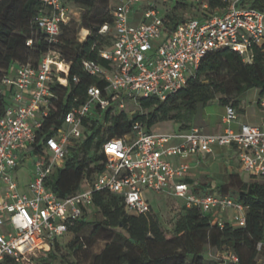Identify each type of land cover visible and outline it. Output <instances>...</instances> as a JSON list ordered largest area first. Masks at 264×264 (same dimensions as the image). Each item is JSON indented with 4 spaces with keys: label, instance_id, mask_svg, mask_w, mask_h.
I'll return each mask as SVG.
<instances>
[{
    "label": "built area",
    "instance_id": "built-area-1",
    "mask_svg": "<svg viewBox=\"0 0 264 264\" xmlns=\"http://www.w3.org/2000/svg\"><path fill=\"white\" fill-rule=\"evenodd\" d=\"M43 1L36 21L54 43L68 6L63 0ZM187 9L196 13H181ZM111 11L114 41L101 50L109 65L83 62L88 73L105 79L107 85H90L85 101L65 112L54 135L39 139L37 130L56 102L52 86L70 82V64L61 60L59 52L50 49L37 65L18 63L2 79L10 103L0 117V262L11 257L19 264H35L37 256L46 255L69 224L93 205L96 191L121 195L128 212L136 214L150 209L144 189L165 191L214 216L233 207L238 211L236 223L246 224L248 205L230 194L195 191L184 179L189 164L170 160V156L211 151L215 144L235 145L242 169L264 178V123H241L235 129L231 124L239 111L232 103L226 104L223 116L228 125L217 133L198 126L157 133L136 121L132 133L104 142V167L87 175L77 191L62 197L48 185L49 176L64 166L70 146L84 135L90 116L126 108L141 97L165 100L187 84L209 52L230 48L248 57L254 45L264 42V10L249 0H111ZM109 29L104 24L101 31ZM73 79L79 81L78 76ZM258 103L264 110V94ZM175 139L179 142L173 143ZM29 161L33 167L23 188L19 170ZM215 219L224 224L221 217ZM263 245L259 242L258 248ZM226 257L239 260L233 252Z\"/></svg>",
    "mask_w": 264,
    "mask_h": 264
},
{
    "label": "trees",
    "instance_id": "trees-1",
    "mask_svg": "<svg viewBox=\"0 0 264 264\" xmlns=\"http://www.w3.org/2000/svg\"><path fill=\"white\" fill-rule=\"evenodd\" d=\"M63 1L66 4L68 0ZM70 1L84 8L82 21L66 17L61 22L58 41L51 43L36 21L43 10V0H0V117L10 103L1 82L16 64L37 65L50 49L59 52L61 60L70 64L69 84L52 86L57 99L50 115L37 130L39 139L57 132L64 123L65 112L73 104L85 101L90 85H107L105 79L88 73L83 62L95 60L103 66L109 65L101 50L114 41L111 0H104L109 5L106 9L98 7V0ZM249 1L253 7L264 10V0ZM104 24L110 26L106 32L101 31ZM79 26L88 30L84 40L78 37ZM30 39L32 43L28 44ZM74 76L79 77L78 82L74 81ZM252 88H258L260 96L264 94V42L254 45L248 57L230 48L211 51L189 75L187 84L165 100L141 97L131 114L123 108L116 112L106 109L100 116H90L84 124V135L70 146L64 166L56 169L47 183L59 196L65 197L77 191L87 175L104 167V142L132 133L136 121L153 131L157 123L174 120L179 123L178 130H185L191 127L199 105L218 99L222 104L238 106L241 96ZM32 149L41 152L38 145H33ZM194 190L200 192L199 187ZM212 191L233 195L248 205L246 224L226 219L221 225L212 212L188 207L184 201L171 225H166L152 205L145 212L130 213L121 195L96 191L93 205L99 208L102 218L89 221L86 210L54 240L52 249L39 261L54 264L59 238L71 235L65 245L73 254L92 250L100 240L105 242L100 251L93 253L89 264H260L264 256V245L258 248L259 242L264 244V178L244 179L239 173H230L228 180ZM90 222H93L90 233L82 235ZM208 249L218 253L233 252L239 260L210 258L206 255ZM0 264L19 263L7 257ZM67 264H78V261Z\"/></svg>",
    "mask_w": 264,
    "mask_h": 264
},
{
    "label": "rangeland",
    "instance_id": "rangeland-1",
    "mask_svg": "<svg viewBox=\"0 0 264 264\" xmlns=\"http://www.w3.org/2000/svg\"><path fill=\"white\" fill-rule=\"evenodd\" d=\"M66 5L68 6V14L67 17H71L72 19H75L78 22L82 21V16L84 13V8L78 5H75L70 0L66 2ZM98 7L100 8H109V5L104 3V0H98ZM183 13L185 16L194 15L196 12H193L191 9L183 10ZM87 29L85 27L79 26L78 30V37L79 39L84 40V36L87 35ZM257 96H258V89L252 88L246 91L242 95V105L251 107L248 108L249 110H252V108H258L257 105ZM138 106L132 101L126 105V109L131 114L132 111H135ZM223 108L224 106L220 104L218 99L211 100L206 105H200L197 110V118H204L210 123H217L219 124L222 119L223 114ZM117 110H113V112H116ZM164 127L168 128V130L171 133H174L176 131V122L174 120H169L167 124ZM203 129H208L207 126L204 125ZM107 134L105 135V137ZM33 167L32 162H27L25 164V168L28 170H31ZM242 175L245 179L252 178V175H250L248 172L243 171ZM143 196L147 200H149L150 204L154 208L155 211L160 213L161 218L163 222L166 225H171L172 219L175 216V213L178 211L179 206L182 202H184V199L173 196L168 194L167 192H157L152 189L146 188L143 191ZM87 219L89 221H92L93 219H101L102 214L98 207L91 205L87 209ZM238 212L235 208L229 207L228 209H223L218 212V216L227 219L233 223H236V220L234 219V215ZM93 222H90L88 226H86L82 230V235H88L90 233V230L92 229ZM73 235V234H72ZM72 236H63L59 238V245L56 246L55 252L57 253V258L54 260V264H67L68 262H74L78 261V264H89L90 259L92 258L93 253H96L100 251L104 245L105 242L103 240H100L94 244L92 247V250H86L82 251L79 254H73L70 252L69 248L66 247V242L69 238ZM44 254H41L37 256L35 259V264H44L42 261H39V258L43 256ZM206 255L210 258H216L219 259L221 257L225 258L227 256V251L217 252L214 249H208ZM264 256L261 257V264L263 262Z\"/></svg>",
    "mask_w": 264,
    "mask_h": 264
},
{
    "label": "crops",
    "instance_id": "crops-1",
    "mask_svg": "<svg viewBox=\"0 0 264 264\" xmlns=\"http://www.w3.org/2000/svg\"><path fill=\"white\" fill-rule=\"evenodd\" d=\"M85 37L86 35L84 36V38ZM259 93L260 91L258 89V96H257L258 108L257 109L252 108V110L248 109L251 107L242 105V96H241L240 104L238 106L236 105L239 111V117L236 121H234L231 124L232 127L238 129L241 123H246V122L264 123V110L258 103L260 96ZM222 105L224 106V108H223L222 119L219 124L210 123L204 118L199 119L197 118V114H195L192 119L191 126H198L201 130L211 133L224 131L228 124L225 123L223 120V116L226 111V104H222ZM168 121L157 123L153 127V131L157 133H171L168 130V128L164 127L165 125H163V124H167ZM204 125L207 126L208 129L206 130L203 129ZM178 128H179V123L176 122V131L178 130ZM172 142L178 143L179 141L175 139ZM170 160H172L176 164L180 163L181 161H185L189 164V170L184 176V179L188 183H190L193 188L199 187L200 192L212 191L216 189L220 184L226 182L228 180L230 173H239L242 175V172L244 171L241 167L240 159L238 156V150L235 145L215 144L213 145L211 151H199L196 153H192L189 156L183 158L179 156H170ZM31 171L32 169L28 170L25 167H22L19 170V175L21 178V183L23 185V188H24V184L29 179V175ZM215 218H219V217L215 215Z\"/></svg>",
    "mask_w": 264,
    "mask_h": 264
}]
</instances>
